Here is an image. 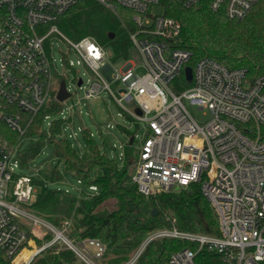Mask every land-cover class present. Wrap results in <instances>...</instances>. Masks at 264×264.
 <instances>
[{
    "label": "built area",
    "instance_id": "2783aa9c",
    "mask_svg": "<svg viewBox=\"0 0 264 264\" xmlns=\"http://www.w3.org/2000/svg\"><path fill=\"white\" fill-rule=\"evenodd\" d=\"M81 1L0 0V121L24 138L53 94L57 100L61 82L57 88L52 39L60 36L80 56L77 64H85L98 79L86 90L87 100L107 91L125 111V103L135 102L134 110L127 112L145 129L131 176L138 191L148 198L199 183L218 222L219 236L174 226L155 230L123 264H135L148 245L160 239L194 245L174 252L167 264H197L204 250L218 256V264H264V78L252 81L246 69L230 70L210 58L191 67L192 54L172 44L179 39L180 23L152 14L161 0H94L108 10L133 13L136 30L130 40L146 72L139 75L130 59L116 72L112 57H106L109 49L91 37L70 41L57 27ZM180 1L193 8L203 0ZM259 2L211 0L210 7L229 21H242ZM186 67L192 68L190 83ZM106 79L121 88L113 90ZM75 82L83 88L80 75ZM185 101L206 110L210 120L200 124ZM14 154L15 146L0 141V264H31L55 244L74 253L82 264H103L107 248L102 241L76 239L70 234L71 222L57 227L32 214L36 185L33 178L15 172ZM25 250L32 251L28 258H22Z\"/></svg>",
    "mask_w": 264,
    "mask_h": 264
},
{
    "label": "trees",
    "instance_id": "16d2710c",
    "mask_svg": "<svg viewBox=\"0 0 264 264\" xmlns=\"http://www.w3.org/2000/svg\"><path fill=\"white\" fill-rule=\"evenodd\" d=\"M210 3L211 0H203L197 7L185 8L180 0L160 1L164 14L181 26L179 39L173 46L192 54L191 67L203 58H210L230 70L246 69L252 81L264 78V0L242 21H229L223 12H214ZM56 24L70 41L91 37L109 49L114 63L130 58V33L136 30L130 10L111 11L94 0H82ZM62 105L53 94L36 115L26 137L37 138V142L26 151L22 163L27 164L50 143L58 163L74 173L78 182L97 190L90 198H71L61 191L47 190L42 180L33 178L34 184L42 185L43 189L30 207L32 214L57 227L63 221H71L72 237L102 241L107 248L103 264L128 262L145 237L158 229L174 226L183 232L219 236L217 219L202 194L201 184L148 198L138 191L131 181L134 138L125 145L121 166L100 150L90 132L84 137L86 152L78 155L69 140L60 137L69 119L54 121L48 133L42 131L48 114L60 111ZM262 130L264 133V128ZM22 139L0 121V141L7 140L16 146ZM47 177L52 182L62 179L57 168ZM154 209L156 216H153ZM37 243L40 245L42 241L37 240ZM193 246L174 239L156 240L135 264H167L174 252ZM28 254L25 250L22 258ZM219 260L218 256L204 250L198 254L197 264H218ZM31 264L82 263L74 253L55 244L38 254Z\"/></svg>",
    "mask_w": 264,
    "mask_h": 264
},
{
    "label": "rangeland",
    "instance_id": "374dc122",
    "mask_svg": "<svg viewBox=\"0 0 264 264\" xmlns=\"http://www.w3.org/2000/svg\"><path fill=\"white\" fill-rule=\"evenodd\" d=\"M152 14L163 15L164 10L161 6L154 7ZM106 57H113L110 50L106 52ZM52 58L56 87L58 88V84L64 80L71 96L63 102L60 111L48 114L43 122L42 131L48 133L52 122L59 119H69L63 126L60 137L69 140L78 155H83L86 152L84 137L90 132L100 150L121 166L124 163L125 145L130 142L131 138H134L132 162L135 163L138 159V151L145 130L144 124L133 121L127 112L134 110L135 102L125 103L124 107L127 110L125 111L116 104L107 91L103 92L99 98L87 100L85 98L86 90L89 89L92 82H97L98 79L85 64H77L81 60L80 56L58 35L52 39ZM129 59L137 68L139 75L145 74L142 56L136 48L132 47ZM70 64H72L71 67ZM113 67L116 72H121L124 65L121 62H116ZM78 75L84 81L82 89H79L75 82ZM106 80L113 90L121 88L119 83ZM185 105L200 124L204 125L210 120L211 116L206 110H200L188 101H185ZM36 142L37 138L24 137L15 146L14 161L18 163L15 170L17 174L40 179L44 182L47 190L61 191L71 198H90L95 194L86 184L78 182L77 176L66 170L64 164L58 163V159L54 156V146L50 143H46L39 154L31 158L27 164H23L22 157ZM55 168L61 173L62 179L52 182L47 176ZM35 188L39 194L43 186L36 185ZM146 207H149L148 203Z\"/></svg>",
    "mask_w": 264,
    "mask_h": 264
},
{
    "label": "water",
    "instance_id": "95a60500",
    "mask_svg": "<svg viewBox=\"0 0 264 264\" xmlns=\"http://www.w3.org/2000/svg\"><path fill=\"white\" fill-rule=\"evenodd\" d=\"M111 37H113V35H111ZM185 74H186V78H187L188 82L190 83L192 81V68L191 67H186L185 68ZM81 84H82V80L80 78L79 81H78V86H81ZM70 96L71 95L69 94V92L66 89V83H65L64 80H62L61 83H60V88H59V91L57 93V97L56 98H57V100L59 102L62 103L65 100H67ZM136 113L138 115H141V110L139 108H137L136 109ZM131 143H132V141H131ZM156 214H157V210L154 209L153 210V216H156Z\"/></svg>",
    "mask_w": 264,
    "mask_h": 264
},
{
    "label": "bare ground",
    "instance_id": "6f19581e",
    "mask_svg": "<svg viewBox=\"0 0 264 264\" xmlns=\"http://www.w3.org/2000/svg\"><path fill=\"white\" fill-rule=\"evenodd\" d=\"M28 251V250H27ZM29 252V254L27 255V257L26 258H28L31 254H32V251H28Z\"/></svg>",
    "mask_w": 264,
    "mask_h": 264
}]
</instances>
